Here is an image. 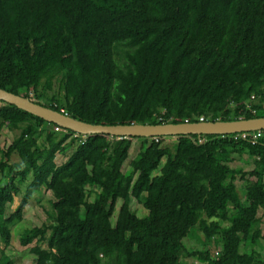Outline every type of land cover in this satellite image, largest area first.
I'll use <instances>...</instances> for the list:
<instances>
[{
	"label": "trees",
	"instance_id": "1",
	"mask_svg": "<svg viewBox=\"0 0 264 264\" xmlns=\"http://www.w3.org/2000/svg\"><path fill=\"white\" fill-rule=\"evenodd\" d=\"M0 90L90 125L263 118L264 0H0ZM46 124L0 106V127L19 130L0 152V264H15L4 253L11 228L42 189L53 197V224L19 239L34 244L33 264H264L255 251L264 242V137L252 145L241 134H96L80 144ZM164 138L176 140L174 152ZM233 155L249 156L253 169L231 168ZM193 227L203 249L189 252L182 241Z\"/></svg>",
	"mask_w": 264,
	"mask_h": 264
},
{
	"label": "rangeland",
	"instance_id": "2",
	"mask_svg": "<svg viewBox=\"0 0 264 264\" xmlns=\"http://www.w3.org/2000/svg\"><path fill=\"white\" fill-rule=\"evenodd\" d=\"M53 91L57 90V84H54ZM19 134V130L9 129L5 125L0 127V152L6 148L11 141L16 138ZM133 144L130 147L128 159L124 164L123 171L129 170V163L133 160L139 151L141 150L142 141L137 140L133 141ZM176 143L175 139L164 138L162 146L167 147L171 152H174V144ZM149 144V143H148ZM72 149H68L64 154H57L55 158V163L57 165L62 164L71 154ZM234 162L229 166L231 168L241 169L245 172H249L253 169L252 160L249 156L242 155L237 156L233 155ZM12 161H17L15 157L12 158ZM164 160L161 161L163 164ZM157 171L152 172V175H155ZM254 181L253 178L250 179ZM30 178L22 185H18L20 189V194L14 198V202L11 205L6 207V216L13 212L19 205L25 187L29 184ZM235 186L238 188L239 192L242 194L244 192L243 183L239 180L235 181ZM144 196V195H143ZM53 201L52 195L42 189L40 192L35 193L33 198L29 201L26 208L23 210L22 220L13 228H11V239L7 248L4 250L5 255L13 260L15 264H33L34 256L30 254L29 250L34 244H31L27 247H22L19 243L21 233L26 229H31L33 227H40L42 225L50 226L53 224L52 219V210L51 202ZM121 201L116 203L113 217L111 218V223H114V219L118 213ZM131 211L138 217L144 218L147 216V211L142 207V205L137 202L134 198H131L130 202ZM258 217L260 218V229L264 233V211L259 210ZM203 237L200 236L197 232V228L193 227L190 229L189 234L186 238L183 239V244L185 245L187 251H200L203 249L202 245ZM43 247L45 245L42 244ZM210 255L214 256L215 248L213 245L209 246ZM243 251V248L240 249ZM255 251L259 253L261 259H264V242L260 241L259 246L255 248ZM185 264H200L195 259L189 258L185 261Z\"/></svg>",
	"mask_w": 264,
	"mask_h": 264
},
{
	"label": "water",
	"instance_id": "3",
	"mask_svg": "<svg viewBox=\"0 0 264 264\" xmlns=\"http://www.w3.org/2000/svg\"><path fill=\"white\" fill-rule=\"evenodd\" d=\"M0 101L9 106H14L47 123L54 124L65 130L80 135L105 134L120 139L124 138H154L173 137L182 135H231L246 132L264 131V117L249 120L239 119L229 122H199L182 124H157V125H115L101 126L90 125L76 121L56 111L42 107L19 95L0 90Z\"/></svg>",
	"mask_w": 264,
	"mask_h": 264
},
{
	"label": "clouds",
	"instance_id": "4",
	"mask_svg": "<svg viewBox=\"0 0 264 264\" xmlns=\"http://www.w3.org/2000/svg\"><path fill=\"white\" fill-rule=\"evenodd\" d=\"M32 94H30L29 95V99H27V100H29V101H32L31 100V98H32ZM33 102V101H32ZM34 103V102H33ZM5 103L4 102H2V101H0V106H2V105H4ZM5 105H7V104H5ZM49 109V108H48ZM50 110H53V109H50ZM53 111H55V110H53ZM56 112H58V113H60V114H62V115H65V116H68L66 113H65V111L63 110V109H60V110H58V111H56ZM69 117V116H68ZM204 119V118H203ZM187 121V120H186ZM200 121H199V119H198V122L197 123H199ZM203 122H207L205 119H204V121ZM47 123V122H46ZM184 123H186V122H184ZM187 123H189V122H187ZM170 124V123H169ZM45 128H46V130H50V131H53V132H55V133H66V132H68L69 130H65V129H63V128H61V127H59V126H56V125H54V124H50V123H47L46 124V126H45ZM54 128H58L59 129V131H55L54 130ZM78 133H74L73 132V135H72V138H74V139H78V142L81 144V143H83V142H85V138H84V141H82V137H86L85 135H81V137L80 138H77V135ZM80 135V134H79ZM203 136V135H202ZM155 138H157V137H154L153 139H155ZM200 139H202V138H200Z\"/></svg>",
	"mask_w": 264,
	"mask_h": 264
},
{
	"label": "built area",
	"instance_id": "5",
	"mask_svg": "<svg viewBox=\"0 0 264 264\" xmlns=\"http://www.w3.org/2000/svg\"><path fill=\"white\" fill-rule=\"evenodd\" d=\"M254 100H256L255 96H251L250 99H249V102H252V101H254ZM257 100H258V99H257ZM199 121H200V122H203V121H204L203 117H200V118H199ZM185 122L187 123L188 121H185ZM54 130H55V131H59L58 128H54ZM240 134H241V135H240V138H241L242 140H244V141H248V142H250L252 145H254V144L257 142V140H258L259 138L264 137L261 131L251 132L250 135H247L246 133H240ZM84 138H85V137H82V141H84ZM202 141H203V139H199V140H198V142H202Z\"/></svg>",
	"mask_w": 264,
	"mask_h": 264
}]
</instances>
